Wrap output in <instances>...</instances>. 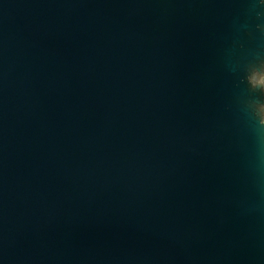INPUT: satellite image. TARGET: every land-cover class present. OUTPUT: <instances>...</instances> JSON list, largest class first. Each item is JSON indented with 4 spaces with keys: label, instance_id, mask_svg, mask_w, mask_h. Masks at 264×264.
<instances>
[{
    "label": "water",
    "instance_id": "1",
    "mask_svg": "<svg viewBox=\"0 0 264 264\" xmlns=\"http://www.w3.org/2000/svg\"><path fill=\"white\" fill-rule=\"evenodd\" d=\"M0 264H264V0H0Z\"/></svg>",
    "mask_w": 264,
    "mask_h": 264
}]
</instances>
